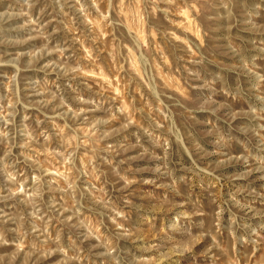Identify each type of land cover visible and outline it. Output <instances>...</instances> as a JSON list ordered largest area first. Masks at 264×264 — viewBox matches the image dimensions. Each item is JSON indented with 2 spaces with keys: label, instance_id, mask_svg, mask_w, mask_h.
Masks as SVG:
<instances>
[{
  "label": "rangeland",
  "instance_id": "rangeland-1",
  "mask_svg": "<svg viewBox=\"0 0 264 264\" xmlns=\"http://www.w3.org/2000/svg\"><path fill=\"white\" fill-rule=\"evenodd\" d=\"M0 264H264V0H0Z\"/></svg>",
  "mask_w": 264,
  "mask_h": 264
}]
</instances>
